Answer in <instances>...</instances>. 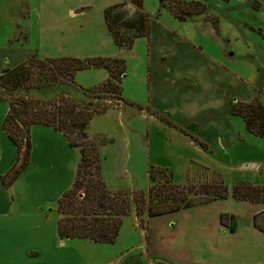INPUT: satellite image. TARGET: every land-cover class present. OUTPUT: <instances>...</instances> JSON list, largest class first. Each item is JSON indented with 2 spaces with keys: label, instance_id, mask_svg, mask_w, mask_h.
Listing matches in <instances>:
<instances>
[{
  "label": "crops",
  "instance_id": "1",
  "mask_svg": "<svg viewBox=\"0 0 264 264\" xmlns=\"http://www.w3.org/2000/svg\"><path fill=\"white\" fill-rule=\"evenodd\" d=\"M150 1L118 0V4L126 2L132 8L144 7L148 11ZM177 1L203 3L202 0ZM217 1L229 4L232 0ZM244 2L251 10L257 3L259 8L254 11L264 12V0H238V4ZM163 23L157 18L151 19L148 37L136 39L146 41L147 87L144 99L136 97V102L132 103L160 114L187 134H169V140L166 134L155 132L149 135L146 123L140 119L126 124L120 118L117 126L121 133L119 139H111L104 146L108 150L118 145L122 152L127 153L132 146L137 147L140 141L149 142L154 138L166 145L173 142L189 147L192 152L203 157L199 162L206 166L213 163V168L220 171L227 169V178H232L233 173L238 174L228 187V198L149 218L145 230L133 226V230L128 232L129 240H137L136 234L139 233V243L121 253L118 251L117 256L110 252L118 247L115 246L116 242L107 245L76 240L78 242L68 244V239L60 240L57 237V219L54 221L55 229L37 225L31 228L32 233L29 235L23 224L33 214L41 219L42 206L55 200L57 202L70 189L80 161V152L70 147L61 133L51 128L34 126L29 133L31 148L26 168L27 171L30 167V185L24 178L25 186L22 191H18L17 185L21 180L18 177L12 185L3 187L1 179L12 169L17 155L15 147L1 129L8 105L0 101V264H42L41 256L47 249L50 255L55 258L61 256L67 264H89L83 248L94 249L96 255H103L99 253L103 251L110 252L112 258H108L105 264H264V233L254 226L257 217V224L264 227V204L235 201L231 197V189L236 183L264 186V139L249 135L243 120L229 113L235 103L250 102L256 97H260L259 101L264 107V93L251 85L253 80L250 77L244 79L240 72L226 65L221 57L223 52L217 47L220 45L217 21L210 36L211 42L203 45L179 36L168 23ZM0 51L6 64L5 70L27 61L35 49L10 46L0 48ZM93 71L98 73L97 77H105V71ZM232 87H238L239 90L234 91ZM108 117L105 114L102 119L108 122ZM180 138L186 142H181ZM104 152L108 155L107 151ZM151 161L152 154H149L146 161L132 166L131 170H137L140 178H143ZM99 164L102 178L107 179L106 165L100 163V159ZM154 167L160 168L156 164ZM243 173L249 175L244 177ZM24 191L27 192L26 196ZM10 200L17 202V208L19 203L24 209L33 208L34 213L23 211L22 208L11 216L10 210L7 211L10 209ZM221 214L234 217L233 232L220 225ZM165 220V226L156 227ZM231 224L229 222L228 226Z\"/></svg>",
  "mask_w": 264,
  "mask_h": 264
},
{
  "label": "rangeland",
  "instance_id": "2",
  "mask_svg": "<svg viewBox=\"0 0 264 264\" xmlns=\"http://www.w3.org/2000/svg\"><path fill=\"white\" fill-rule=\"evenodd\" d=\"M159 2V0H151L148 3L150 8L147 11L144 7L132 8L131 4L126 2L118 4V0H0V48L27 46L30 49H35L32 56L40 61L64 57L80 60L96 57L117 58L124 61L125 73L118 78V82L121 83L123 90L122 98L129 104L124 105L114 100H107L105 103L107 110L103 115L109 116L108 122L107 119H102L103 115L94 116L83 131L92 146L93 153L99 154L100 163L106 165L107 179L104 177L102 179L111 192L122 190L132 195L135 192L143 191L147 194L148 188L154 183L149 176L150 168L154 167V164L162 169L154 168L165 171L166 175L170 176L169 179L173 185L194 186L198 189L204 184L220 182L223 186L229 187L238 174L233 173L232 178H227L229 174L227 169L217 170L213 168L215 167L213 163L206 166L203 162H199V160H203L201 155L195 154L189 147H183L177 143L172 142L171 145H166L167 143L164 144L153 138L149 142L140 141L137 147L132 148V146L130 152L127 153L122 152L117 147L118 145H114L108 150L104 146L112 140L119 139L121 133L117 126L120 118L126 124L128 121L140 119L146 123L149 135L158 132L161 135L166 134L169 140L171 139L169 134L173 136L187 134L160 114L145 106L141 107L132 103L136 102V97L144 99L146 95V41L142 39L134 41L131 50H122L114 45L106 29L103 13L115 4V8L109 10L108 13L110 18L115 20V25L124 36L134 33L130 26L139 17H144L150 22L151 19L157 18L161 23H168V26L179 36L191 40L194 44L203 45L211 42L210 36L213 35V26L217 21L220 31L218 36L220 45L217 47L223 52L221 57L226 65L233 71L240 72L244 79L250 77L253 80L251 85L258 87L264 93V12L254 11L259 8L257 3L253 5L254 10H251L246 2L238 4V0H232L229 4L217 0H202L206 4V9L196 14L195 12H198L199 9L191 8L190 11L194 14L185 15V19L181 22L176 20L177 18L171 17L174 12L183 14L176 0H161L160 4ZM189 18L192 19L187 21ZM4 65L6 64L3 61V56H0V72ZM101 70L105 71L103 79L97 77L98 73L93 69L78 72L75 77L76 83L72 89L65 87L62 89V93L66 95V98L80 100L82 94H85L83 91L95 90L94 93L91 92L85 96L97 99V101L93 100L91 104H102L101 101L108 97H104L105 95L101 93V86L108 80L109 75L106 70ZM56 84L51 86V96L55 88L58 87V83ZM232 90L236 91L239 88L232 87ZM13 97L28 98V94L18 92ZM113 97L114 95L109 94V98ZM258 99L260 100V97ZM21 137H25L23 131ZM179 140L186 142L181 138ZM24 150L25 148L22 152ZM104 151H107L108 155ZM116 151L119 153L116 154ZM149 154H152L151 163L153 165L148 162L146 175L140 178V173L137 170L136 172L131 170L132 166L146 161ZM135 162L136 164H134ZM248 175V173L242 174L244 177ZM19 177L21 180L17 185V190L22 191L25 181L27 185H30V167ZM25 191L28 192V190ZM27 192H25V196ZM82 192L83 190H80V193ZM20 205L19 203V208H17V202L10 200V209L8 208L7 211L10 210L11 216L22 208L23 211L30 210L31 214L34 213L33 208L24 209ZM41 216L42 218L39 219L33 214L23 224V227L30 232L29 235L32 233L31 228L37 225H47V228L55 229L56 222L54 221L59 218L56 200L42 206ZM148 219L145 214L136 217L132 208L129 216L123 220L119 237L115 243V246L118 247L110 252L117 256L118 251L121 253L130 249L131 245L139 243V233L136 234L137 240L131 242L128 232L133 230V226L145 230ZM21 220L23 221V219ZM166 223L167 220L162 221L159 223L161 225L157 224L156 227H163ZM31 238L33 237L31 236ZM66 242L71 244V242L78 241L69 240ZM52 245L49 246V249ZM122 248L124 250H121ZM46 252L41 256L42 264H67L64 258H60L61 256L55 258L48 253V249ZM95 252L94 249L83 248L84 256L89 264H105L112 258L110 252H99L100 254L104 253L103 255H96Z\"/></svg>",
  "mask_w": 264,
  "mask_h": 264
},
{
  "label": "trees",
  "instance_id": "3",
  "mask_svg": "<svg viewBox=\"0 0 264 264\" xmlns=\"http://www.w3.org/2000/svg\"><path fill=\"white\" fill-rule=\"evenodd\" d=\"M176 3L183 14L174 12L173 17L181 21L185 15L194 14L191 8L199 9L196 14L206 9V5L201 2L176 0ZM114 8L110 7L103 13L106 29L116 47L130 50L136 39L148 37L150 20L139 17L130 26L134 33L124 36L108 13ZM89 69H104L109 75L101 86V93L108 97L101 101L102 104H91L97 99L85 96L95 90L83 91L85 94L80 100L66 98L62 93L65 87L72 89L78 72ZM124 73L125 63L121 59L96 57L80 60L64 57L40 61L32 56L0 74V101L8 105L1 129L15 147L17 155L16 163L1 179L3 187L12 185L28 167L31 148L29 133L34 126L51 128L61 133L68 145L80 152L73 183L57 200V237L60 240L112 245L118 239L123 220L129 216L132 208L136 217L145 214L148 218H154L228 198V187L220 182L204 184L198 189L194 186L181 187L173 185L165 171L154 167L150 168L149 173L154 183L148 188L147 194L138 191L131 195L122 190L111 192L108 189L100 174L99 157L93 153L83 131L94 116L106 112L107 100L129 104L123 100L121 83L118 82ZM56 83L58 87L51 96V86ZM18 92L27 93L28 98L13 97ZM109 94L114 97L109 98ZM229 113L243 120L249 135L264 139V107L258 97L250 102L235 103ZM22 131L24 138H20ZM80 190L83 192L80 193ZM231 197L235 201L264 204V186L238 183L232 187ZM219 221L230 232L234 231L233 216L221 214ZM229 222H232L231 226H228ZM254 226L264 233V227L257 224V217Z\"/></svg>",
  "mask_w": 264,
  "mask_h": 264
}]
</instances>
